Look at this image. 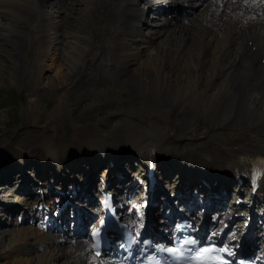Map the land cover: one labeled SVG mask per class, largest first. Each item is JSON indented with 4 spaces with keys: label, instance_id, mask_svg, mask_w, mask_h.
I'll use <instances>...</instances> for the list:
<instances>
[{
    "label": "bare ground",
    "instance_id": "obj_1",
    "mask_svg": "<svg viewBox=\"0 0 264 264\" xmlns=\"http://www.w3.org/2000/svg\"><path fill=\"white\" fill-rule=\"evenodd\" d=\"M49 1L51 3L50 6L55 4L54 1L45 0L46 3ZM73 1L79 2L80 5L87 3L91 9V13L94 12L96 20H105L115 24L120 19V14L117 13L118 10L115 8L117 6L121 7L124 4L125 10L121 15L122 22L120 21L123 26L116 29L115 32L118 38L116 60L122 81L132 86H137L138 88H135H137L138 92H143V94L148 96V105L152 112L156 108L167 107L164 103L168 102V115H175L178 109L182 110L190 118L193 125L189 128H184L177 125V123L171 122V128L165 125L166 123L160 128H150L146 124L141 123L138 118L136 119L128 116V114L126 116L125 114L116 112L115 115H110L111 118L114 116L120 117V124L112 125V129L116 132L115 136L111 139L112 143L108 142L107 139L103 140L102 136H100L102 134L90 126L76 131L74 136L75 143L72 142V146L62 145L57 140L53 143V139H47L45 141L46 144L39 147L38 143H36V139H38L37 133L33 135L34 138L30 133H24L15 145L7 144L4 141L0 143V161L10 160L14 163L22 164L26 162L29 154L22 155L20 153L31 150L38 154L40 161L45 162L52 159L63 163L69 160H62L59 157V152L62 149L69 151L68 147H72L76 151V156L88 160H93L100 155L103 156V154H106L109 146L117 150L122 147L123 149H136L137 152L143 155L151 154L152 157L153 155H161L162 152L159 153L161 150L166 151L167 147L173 144L175 147L171 146V151H175L176 154L177 152H181V159L177 163L179 167L171 166L167 171H169L168 173L177 172V176L174 177V174H170V177L167 175L168 177L166 178L162 167L168 166L166 164L159 166L156 169L155 176L147 180L149 184L153 181L154 183L158 181V184L155 183L154 192H147L145 200L143 199L141 204L147 206L151 213H158L160 208L166 205L169 207L176 200H185L186 198L184 197H187V194L183 190L184 188H196L207 185L211 189L210 193L194 194V196L188 198L189 202L187 205L182 202L184 209L191 214L198 208L203 211L212 209L214 210V214L210 215V218L213 215L219 214V223L223 219L224 221H228L230 225L232 221L227 218V215L225 217V208H231L232 211L236 212L235 208L239 206L236 204V200H239L238 196L240 197L242 190H247L248 194L251 193L253 199H251L249 204L250 213L245 223L242 222V224H237L236 226L239 229L238 231L243 232L244 237L251 233L254 234L251 236L253 237L251 239H258L256 238L258 235H256L255 229L260 226V216L264 215V188L262 187L264 186V104L263 97L258 88L260 85L257 86L258 83L264 85V0H232L233 4L228 5L230 18L227 22L217 25L219 30L223 29L226 31L222 35V39L226 40V42L223 43L219 38L218 35L220 33L211 32L208 27L200 29L199 38L201 45L198 48L195 47L185 55H179V64L175 68L169 65V51L175 48L174 50L181 54L185 48L182 50L181 48L177 49L178 46L173 42V38H176L175 32H169L168 29L172 23H178L179 25L182 23L174 17V12L180 9H190V14L194 17L192 16L193 18L190 17L187 20L193 22L200 11L209 10L207 11V15H212V18H208L207 24L211 25L217 21L218 15L223 12L221 5H223L224 0H215L218 5L212 4L211 0H168L167 4H162L165 0H123L121 3L119 2L120 0H117L114 1L116 7L112 4L110 6L107 5L108 7H104L103 5L102 7H95L93 3H90L93 0ZM37 3L40 2L38 0H0V18H3V22L1 21L0 23V40L7 41L13 47V51L9 53L11 56H15L18 53L19 44L29 41L26 24L30 23L31 17L28 14L44 8V3L42 7ZM58 3H62L65 12L66 10L67 12L76 11L74 3L71 6V2L69 3L68 0H58ZM211 7L213 8L211 9ZM61 8L60 10H62ZM12 9H15L16 12L12 11ZM150 9L164 11L167 14L163 20H158L156 24L160 28H166L164 33H169L168 41L170 42L168 43L170 45L163 43V40L157 41L161 35L166 36L165 34H161V32H152L150 35L144 34V27L148 26L146 22L147 12ZM78 12L80 14L79 23L75 29L71 28V26L69 27L64 22L60 26L58 24L51 25L50 29L53 31V39L49 40L53 42L54 39L58 41L62 38V41L65 38H72L74 41L73 45H71V53L76 58H81L88 53L87 46L85 45L87 44V39L85 35L82 36L80 34L86 30L82 27L87 24L88 20H83L86 13L80 12L79 9ZM176 27L169 28L174 29ZM209 33L210 36L206 42L205 38ZM184 39L188 40V43L190 42L188 36L185 35ZM139 41L144 43V47L142 48L151 50L155 54L153 56L154 54L151 53L149 59L144 61L142 65L139 64V58L145 54V51L138 46ZM191 43L192 45L197 44L193 37ZM200 57L203 58V61L200 60ZM54 64L59 67L57 75L61 77L60 79L53 76L49 78V87H56V83L73 87L81 86L84 83L85 73L79 72L72 79L69 77L68 71L61 70L63 64L59 57L53 60ZM138 64L140 65L139 68L136 67ZM180 64L183 65L179 66ZM141 66L142 68L145 66L146 68H151L155 77H150L151 79L147 82L148 76L146 74L133 83L132 78L141 73ZM178 68H181V70L183 68L186 69L180 75L177 72ZM205 111H207L206 116L213 120V125L201 119ZM205 128L208 130H206L208 135L204 136L203 141H201L199 136L205 135L206 131H203ZM186 129L191 130L189 131V137L185 136L188 133ZM104 143H107L109 146L107 147ZM204 147L207 148V154L203 150ZM51 152L55 153V158H51L53 155ZM70 155L73 154L69 152ZM122 155L127 156L128 153L126 152ZM85 159L77 160L78 162L76 163L81 164V161H87ZM200 162L201 164H199ZM198 164L203 167H196ZM10 165L12 164L6 167L8 169L7 173L5 170L1 171V187H8L9 184L6 181H11L10 183H12L16 179L20 182L17 191L23 192L24 195L26 193L31 195L36 189V185L32 183L33 180L23 170L19 169L21 167L18 168V173H16L11 170ZM229 165L233 170L231 176H236L237 178V192L235 193V189L233 190L234 196L231 197L234 200L231 199L233 202L230 206L226 204V199L228 195L233 194L230 192L231 184L226 181L225 177H222L223 173L221 171L215 170L216 174L210 175L212 172H209L213 170L204 168L215 166L219 170H224L221 167ZM174 168L175 170L176 168L179 169V171H175ZM254 168L260 170L258 186L260 184L261 186L259 188L254 187L249 181V172ZM40 170L45 171L44 174L39 171L38 175L40 177H52L51 174L48 175L50 171H48L49 168L47 166ZM94 170L96 168L91 167L89 164L74 168V170L66 173V176L64 173L65 177L61 183L63 186H60L61 188L63 187V194L61 198L58 197L56 200L59 208L56 222L59 225L66 226V224L71 223L74 218L71 213L74 212L79 213L84 222L91 217V214L84 210V203L91 204L94 201L95 195L93 191L95 190L96 183ZM192 171L193 173H191ZM180 172L182 173V178L186 180L185 182L180 179L177 182V178L181 177ZM59 173L57 170L55 174L56 178H59ZM79 173L80 175H78ZM111 173L112 176L114 175L113 185H110L111 191H122L121 187L119 185L116 186L114 182H119L121 185L123 182H126L122 186L126 193H132L136 189V183L132 180H127L128 176L121 168L116 166L112 169ZM162 181H169V187L175 191L180 190L182 194L178 192L176 195H171V198L167 197L162 191ZM45 183L48 184L49 181L45 180ZM102 186L103 183H101L97 190L105 191L106 189ZM171 193L175 192L171 191ZM29 198L32 199L30 196ZM16 200L19 201L20 198L16 197ZM43 200L41 199V205L44 203L49 205L48 200ZM127 200L125 199L123 203L127 202ZM29 203V209L36 207L34 205L35 202H32V200ZM18 207V204L11 205L0 202L1 211L4 213L3 216H0L1 226H4L9 218L14 216ZM27 212L24 210L23 216ZM36 232L42 235L41 232L39 233L37 230ZM29 233L34 234L33 230H19L13 239L16 242L27 240L30 236ZM47 235L41 236L43 241L40 240V244L42 245L38 244L40 248H49L61 243L59 238ZM74 240L75 245H73L72 252L70 253L69 264H77L74 262L82 259H88V261L80 264H104L102 260L97 259L91 254L89 243L83 240ZM15 250H17L16 253L20 254L24 251H20V248H15ZM23 260L26 263L28 262V260Z\"/></svg>",
    "mask_w": 264,
    "mask_h": 264
},
{
    "label": "rangeland",
    "instance_id": "obj_2",
    "mask_svg": "<svg viewBox=\"0 0 264 264\" xmlns=\"http://www.w3.org/2000/svg\"><path fill=\"white\" fill-rule=\"evenodd\" d=\"M38 1L40 3L37 4H39L40 7L43 6L42 4L44 2V8H42V10L39 8L40 10L32 12V14H28L31 17L30 23L26 24V30L29 33H27L29 35V41L27 43L19 44L20 46L18 47V53H16L15 56H11L9 53L13 51V47L10 46L7 41L0 40V143L4 141L7 144L15 145V143L20 140L24 133H30L32 137L35 133H37L38 139H36V143H38L39 147L44 146L47 139H53V143L57 140L62 145L72 146L73 143H75L74 136L76 131L87 126H90L96 131L98 130V133L102 134L100 136H102L103 140L107 139L108 142L112 143L111 139L116 134V132L112 129V125L120 124V117L114 116L111 118L110 115H115L116 112L125 114L126 116L128 114V116L134 117L136 119L138 118L141 123L146 124L150 128H160L165 123V125H168L171 128V122L175 124L177 123V125H180L184 128H189L193 125L192 121H190V118L186 116L182 110L178 109L175 115H168V102L164 103V105L167 107H161L159 109L156 108L152 112L150 106L148 105V96L143 94V92H138L137 86H132L131 84H127L122 81L118 62L116 60L118 38L115 32L116 29L122 28L123 26L121 23V15L125 10L124 4L121 5V7H116V3H114V1L117 0H93L90 2L93 3L95 7H102V5L104 7H108L111 4L115 6V9L118 10L117 13L120 14L119 22H116L115 24L105 20H96V18H94V12L91 13V9L87 3L80 5L79 2L68 0L69 3L71 2V6H73L72 4L74 3L76 11L67 12L66 10L65 12V8L62 7V3H58V0H51L55 2L53 6H50V1L47 3L45 0ZM122 1L123 0H120L119 2L121 3ZM211 2L212 4L218 5L215 0H211ZM230 4H233L232 0L223 1V5H221L223 12L218 15L217 21L211 25L207 24V20L210 17L212 18V15H207V11L209 10H204L199 12V15L195 17L193 22L188 21V18H183V20H179L182 22V26H180L181 24L179 25L178 23H172V25L169 27H177L174 29L168 27L169 32H175L176 38H173V42L176 46H178L177 49L181 48L182 50L185 48L181 54L174 50L175 48H172L169 51V65L172 66V68H175L179 64V55H185L195 47L198 48L201 45V40L199 38L200 29L208 27L211 32L214 31L215 33H220V35H218L219 38L223 43L226 42V40L222 39V35L225 34L226 31L223 29L219 30L217 25L227 22L230 18L231 15L230 12H228V5ZM213 7H211V9ZM60 8L62 10H60ZM78 9L80 12L82 11L84 14L86 13L83 20H88L87 24L82 27L86 30L83 33H80L82 36L85 35L87 39V44L85 45L87 46L88 53H86L81 58H76L71 53L70 49L74 41L72 38H65L62 41V38L58 41L54 39L53 42L52 40H49L53 39V31L50 29L52 27L51 25L54 26L58 24V26H60V24H63L64 22L73 29L77 27L80 15L78 14ZM12 11L16 12L15 9H12ZM182 13L179 12L176 16L179 17L182 15ZM148 18H150L148 19L149 23L151 22V16ZM1 21L3 22V18H0V23ZM163 28H160V26H145L143 31L146 35H150L152 32H161V34H165L166 36L161 35L160 39H157V41L163 40V43L170 45V43H168L170 42L168 41L169 33H164L166 28ZM210 33L205 38L206 42L208 41ZM185 35L189 37V43L188 40L184 39ZM192 37L197 42L196 45H192ZM138 46L142 48L144 47V43L139 41ZM142 49L145 51V54L139 58L140 65L149 59L151 53L154 54V52H151V50H147L146 48ZM153 56H155V54ZM58 57L61 59V63L63 64L61 70L68 71L70 78L73 79L79 72L83 74L85 73L84 83L81 84V86L79 85L77 87H73L66 86L64 84L59 85L56 83V87H49V78L53 76L57 79H60L61 77L57 75L59 67L55 64L53 65V60L57 59ZM200 60L203 61V58L200 57ZM139 64L136 67L139 68ZM182 65L180 64L179 66ZM184 69L186 68H183L182 70L181 68H178L177 72L181 75L184 72ZM140 71L142 74L138 71L139 75H136L132 78L133 83L138 81L141 76H145L146 74V76H148L147 82L151 79L150 77H155L151 68H146V66L142 68L141 66ZM257 86L261 96L263 97L264 104V85L258 83ZM206 115L207 111L203 112V117L201 119L208 122L209 124L212 123L211 125H213V120L209 119ZM186 130L188 133L186 132L187 134L185 136L189 137V131L191 130ZM204 130L206 131L207 129L205 128L203 131ZM207 131L205 132V135L202 134L199 136L201 141H203L204 136L208 135ZM104 144H106L107 147L109 146L107 143ZM171 146L173 148L175 147L173 144H171L169 147H167L168 149L166 151L161 150L159 153L162 152V154L157 157V161L161 166H164L165 164L168 166L162 167V171H164L166 178L168 177L167 175L170 177V174H174V177L177 176V172L173 171L172 173H168L169 171H167V169L171 166H178L177 163L179 162V159H181L180 156L182 154L181 152H177V154L175 151V153L172 152ZM68 148L69 151L62 149V151L59 152V157H61L62 160H69L63 163L56 162L52 159L45 162L40 161L38 159V154L31 150L20 153L22 155L29 154L26 162H23L22 164L26 166L28 175L33 178V183L36 185V187L38 185L39 192H36L33 195V202L36 203V201L40 200V198L43 199V195L46 194L45 199L50 200L51 203V199L54 200V192L61 188L60 186L62 185V180L66 176V173H69L68 170L72 171L76 167H82V165L87 166L90 164L96 167V170H94L96 182L103 177L102 174H104V172L101 171L103 167H121L124 165L127 167L126 171L128 170V175H130V178H133V172L138 171L135 160L139 156L137 157L138 152L136 149L128 148V150L125 148L123 149L122 147L121 149L117 150L109 146L106 154H103V156L100 155L93 160H88L76 156V151L72 147ZM203 150H205V154H207V148L204 147ZM119 151L122 154L127 152V157L122 158V160L119 161L114 160L113 156H116ZM69 152L73 155L69 156ZM51 154H53L51 158H55V153L51 152ZM93 156L95 155L93 154ZM81 159H85L87 161H81V164L76 163L78 162L77 160ZM129 162H133L134 166L128 167ZM9 164H12L10 165L11 168L19 165L10 160L0 161V174H2V170H5L6 173L8 172L6 167ZM199 164H201V162ZM199 164L196 165V167H203ZM37 165L48 166L50 169L48 171H50L52 180H56V183L52 184V191H47L44 193V184H42L44 183V178H38L35 171H33ZM196 167L193 168L197 169ZM204 168L218 170L225 173L226 175L233 174V170L230 165L221 167L222 169L224 168V170H219V168H216L215 166ZM57 170L58 172H65V176L63 173H59V178H56L55 174L57 173ZM175 171H179V169L176 168ZM40 172L44 174L45 171L40 170ZM181 174L182 173L180 172V176ZM78 175H80V173ZM12 179L14 180L13 177ZM179 179L183 182L186 181L182 178V176L177 178V182L180 181ZM10 182L11 181H6L8 184H10ZM164 183L169 185V183L167 184L165 181ZM8 191L11 192L9 194H12L7 195L8 198L15 199L14 202L18 201L16 200V195H14L15 192L11 189ZM20 200L18 202H21ZM45 209H48L46 208V205L41 206L38 204V208L34 212H38V214H40V212ZM49 209H51L50 211L56 209L55 202L50 205ZM15 218L12 221V226L0 229V264L70 263V253L72 252V247L74 245V243L70 242V240L61 242L59 245L49 248H40L38 245L40 244V240H42L41 236H46L48 234L50 237L56 236L60 237L61 239H66L67 235H57L52 232L43 233L44 230L41 227L43 222L42 219H39L38 221L33 219L30 223L19 225V217H17V219ZM22 229L25 231L33 230L34 234L29 233L30 236L27 240L16 242L13 237L18 233L19 230ZM36 230L39 231V233L41 232L42 235L37 234ZM260 230L261 229H259V231ZM15 248H20V251H24L21 252V254L18 252L16 253L17 250H15ZM23 259L28 260V262L26 263ZM85 260L86 259L80 260L81 262L78 261L74 263L80 264L85 262Z\"/></svg>",
    "mask_w": 264,
    "mask_h": 264
},
{
    "label": "snow or ice",
    "instance_id": "obj_3",
    "mask_svg": "<svg viewBox=\"0 0 264 264\" xmlns=\"http://www.w3.org/2000/svg\"><path fill=\"white\" fill-rule=\"evenodd\" d=\"M205 251H211L210 249H205Z\"/></svg>",
    "mask_w": 264,
    "mask_h": 264
}]
</instances>
